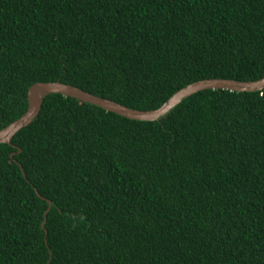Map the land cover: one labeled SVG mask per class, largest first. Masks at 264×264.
<instances>
[{"label": "trees", "instance_id": "1", "mask_svg": "<svg viewBox=\"0 0 264 264\" xmlns=\"http://www.w3.org/2000/svg\"><path fill=\"white\" fill-rule=\"evenodd\" d=\"M263 76L264 0H0V129L35 83L145 111ZM0 264H264V88L155 121L46 95L0 144Z\"/></svg>", "mask_w": 264, "mask_h": 264}, {"label": "water", "instance_id": "2", "mask_svg": "<svg viewBox=\"0 0 264 264\" xmlns=\"http://www.w3.org/2000/svg\"><path fill=\"white\" fill-rule=\"evenodd\" d=\"M264 88V76L260 79L254 81H237L232 79H203L192 82L185 87L176 91L171 95L167 101H165L161 106L153 110H136L129 107L118 104L112 100L100 98L94 96L86 91H83L74 86L63 84L58 81L56 82H46V83H35L29 87L27 91V110L18 119L9 123L4 128L0 129V144H11V140L14 134L21 128L27 126L37 115L43 97L48 94L56 93L61 94L66 97H71L79 100L80 102L89 103L100 107L101 109L115 113L127 119L137 120V121H155L161 116L165 115L170 109L176 106L183 98H186L198 91L205 89H225L230 91L244 92V91H259ZM13 153L10 154V157ZM15 161V160H14ZM20 166V165H19ZM21 168V172L24 175V171ZM50 204V203H49ZM50 208L48 206L46 212ZM44 212V216L46 215ZM42 222V226L44 224Z\"/></svg>", "mask_w": 264, "mask_h": 264}]
</instances>
